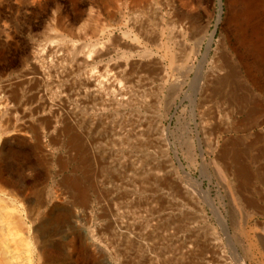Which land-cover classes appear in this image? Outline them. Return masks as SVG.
Returning <instances> with one entry per match:
<instances>
[{"label": "rangeland", "instance_id": "1", "mask_svg": "<svg viewBox=\"0 0 264 264\" xmlns=\"http://www.w3.org/2000/svg\"><path fill=\"white\" fill-rule=\"evenodd\" d=\"M231 1L0 0L10 108L68 107L0 142V264H264V14Z\"/></svg>", "mask_w": 264, "mask_h": 264}, {"label": "bare ground", "instance_id": "2", "mask_svg": "<svg viewBox=\"0 0 264 264\" xmlns=\"http://www.w3.org/2000/svg\"><path fill=\"white\" fill-rule=\"evenodd\" d=\"M10 1H15V3H20V6H21V2L24 3V5H26L27 7H31V6H35L37 4H42V2H44L45 0H10ZM137 2V1H136ZM22 3V4H23ZM247 4H253L255 7V10H256V13L258 15L261 16V14H264V0H232L231 1V5H233L235 7L236 10H233V20H237V17H238V14L240 11H237L240 7H243L246 6ZM242 9V8H241ZM263 11V12H262ZM95 15V14H94ZM97 15V14H96ZM59 16V15H58ZM14 20L15 19H7V20H3V19H0V40L4 41L6 38L7 39H11V36H12V28H15L16 26V22L14 23ZM59 22V21H58ZM144 24V23H143ZM144 27V26H143ZM17 28V27H16ZM181 29V28H180ZM138 30V28H137ZM145 30V29H144ZM182 31V30H181ZM142 32V31H141ZM142 34V33H141ZM143 35V34H142ZM150 37V36H149ZM5 38V39H3ZM9 39V40H10ZM2 41H0V43H2ZM12 41V40H11ZM136 41V40H135ZM53 46V45H52ZM72 48V47H71ZM209 50V49H208ZM44 51V50H43ZM99 51V50H98ZM92 52V51H91ZM53 53V50L50 49L48 54L46 55H43V56H38L37 57V61H39V64H40V68H38L39 70H36V75L40 74L42 77H46V78H50V76L52 75V73H55L54 71H56V69L54 70L53 66L51 65L52 63V60H54V63H58V64H61V62H63L64 60L63 59H60V58H56V57H53L52 59H50L51 55H54V54H51ZM101 53V52H100ZM36 54V53H35ZM59 54V53H58ZM94 54V52H93ZM92 54V55H93ZM77 55V54H76ZM92 55H88L89 57L93 58ZM0 56H1V53H0ZM63 57V55H62ZM74 58V57H73ZM88 58V57H87ZM82 59V58H81ZM90 59V58H88ZM30 60V59H29ZM36 62V61H35ZM66 63V61H65ZM76 65L75 67L77 68V71H80L79 67L81 66V62H80V59H76ZM64 64V63H63ZM70 64V63H69ZM56 66V65H54ZM62 66V64L60 65ZM84 66V65H83ZM74 67V66H73ZM75 68V69H76ZM37 69V68H35ZM49 70V71H47ZM58 71V70H57ZM63 72V71H62ZM58 75L56 77H64L63 75L60 74V72H57ZM70 73V71L68 72ZM68 73L66 72V74L68 75ZM32 74V73H31ZM56 74V73H55ZM63 74V73H62ZM65 74V73H64ZM31 76V75H30ZM48 76V77H47ZM55 76V75H52V77ZM81 76V75H80ZM231 76V75H229ZM25 77V76H24ZM37 77V76H36ZM39 77V76H38ZM104 79V77H102ZM31 79V78H30ZM33 79V78H32ZM36 79V78H35ZM42 79V78H41ZM106 79V78H105ZM226 80V79H225ZM36 81V80H35ZM40 81V80H39ZM90 81V80H89ZM23 83H19L18 85L20 86L21 84H26L28 83L29 84V80L27 78H24V80L22 81ZM37 82V81H36ZM44 82V81H43ZM40 83V82H39ZM47 83V82H46ZM111 80L109 82V84H107L104 81H101L99 80V83H95L96 87H98V92H109V93H113L112 91V86H111ZM15 84V83H14ZM219 84V83H218ZM17 86V84H15ZM38 85V84H37ZM45 85V84H44ZM56 85V84H55ZM54 85V86H55ZM3 86V85H2ZM30 86V85H29ZM68 86V85H67ZM87 86V89L88 90H92V87L91 85H86ZM37 87V86H36ZM14 88V87H13ZM33 88V86H32ZM42 88V87H41ZM51 88V87H50ZM72 88V87H70ZM1 91H0V142L2 144V148L6 147L8 144H12L14 142H19L20 144H23V145H29V143H32L33 145L37 146V147H41L43 146V138L45 137V135H48L50 133V130H51V125L53 124V118L54 120H59V115L57 116L56 113H61L60 110H62L63 108H68V107H62V105H60L61 103L59 102L57 104V101L55 98H51V97H48L47 94H46V97L43 98V101L42 103L40 102V106L35 108L34 110H31L29 112H27L25 109H22V108H15L14 109H11L10 106H9V101L5 98V95H3L2 93L5 91L8 90L7 86H3L0 88ZM45 89V86L44 88ZM42 89V90H43ZM54 89V88H53ZM86 89V87H85ZM114 89V88H113ZM19 90V89H18ZM41 90V89H40ZM59 90V89H58ZM66 90V89H65ZM71 90V89H70ZM101 90V91H100ZM116 90V89H115ZM15 91V90H13ZM74 91V90H73ZM76 91V89H75ZM74 91V92H75ZM87 91V90H86ZM86 91H80L79 93H85L86 95L88 94V92ZM16 92V91H15ZM41 92V91H40ZM67 92V91H66ZM65 92V93H66ZM45 93V92H44ZM54 93V92H53ZM51 93V94H53ZM62 93V92H61ZM14 94V93H13ZM43 94V93H42ZM120 94V93H119ZM45 95V94H43ZM42 95V96H43ZM67 95V94H66ZM77 95V94H76ZM114 95V94H113ZM83 96V94H82ZM123 96V95H122ZM14 99H17V94L14 95ZM36 97V96H34ZM40 98V97H39ZM69 98V97H68ZM67 99V98H66ZM71 99V98H70ZM111 100V98H110ZM109 100V101H110ZM113 101V100H111ZM72 102V101H71ZM108 102V101H107ZM120 102V101H119ZM66 103V102H65ZM67 105V104H66ZM55 108H58L59 111H55ZM66 110V109H65ZM63 109V111H65ZM67 111V110H66ZM38 112H41L42 114L39 116ZM43 113H49V114H53L54 117L51 118H48V117H44L43 116ZM68 112H66L65 114H67ZM16 114H19V115H22L21 117L19 116L16 120H15V117H16ZM63 116V115H62ZM68 116V115H67ZM69 117V116H68ZM33 119V121H36V122H33V121H26L24 124L22 123H15V121H23V120H26V119ZM72 118V117H71ZM67 119H70V118H67ZM15 120V121H14ZM39 122L41 124V126L45 125L46 124V129H47V132L44 133V134H41L39 131H38V128L39 126L36 125V123ZM62 122V121H61ZM66 122V121H65ZM60 123V122H59ZM70 123V122H69ZM75 123V122H74ZM67 125V124H66ZM70 126V125H69ZM68 127V126H67ZM60 128V127H59ZM58 129V128H57ZM65 129V128H64ZM41 130V129H40ZM61 131V130H60ZM59 131V132H60ZM58 132V131H57ZM66 133V132H65ZM62 135V134H61ZM66 135V134H65ZM60 136V134H59ZM74 136V135H73ZM72 136V137H73ZM76 137V136H74ZM60 139V138H59ZM76 139V138H75ZM78 139V138H77ZM58 140V139H57ZM33 141V142H32ZM52 141V140H51ZM60 141V140H58ZM70 141V140H69ZM74 141V140H73ZM53 142V141H52ZM56 142V141H55ZM72 142V141H71ZM57 143V142H56ZM59 143V142H58ZM80 146V145H79ZM78 149V148H77ZM3 150V149H2ZM3 153V152H2ZM4 156L2 154V161L0 162V174H2L3 172V167L2 165H4ZM188 177L191 178V176H189L187 174ZM81 183V182H79ZM76 187L77 185L74 184ZM76 191V190H74ZM80 191V190H79ZM82 193V192H81ZM80 194V192H79ZM86 194V193H85ZM81 196V195H80ZM16 197V196H15ZM84 197V196H82ZM87 198V197H86ZM62 200V199H61ZM76 202V201H75ZM79 204V202H78ZM121 225V224H120ZM122 226V225H121ZM46 229H49L46 225H44V231L42 232V236H44L43 234L47 235L46 233ZM40 240V239H38ZM39 242V241H37ZM41 243V242H40ZM52 247H55V246H52ZM95 247V246H94ZM39 249L42 250V251H45L44 250V247L43 246H39ZM52 250V249H51ZM50 250V251H51ZM7 251V250H6ZM6 252L2 251L0 253V262L1 260H5L6 259V256H5ZM239 259V258H238ZM95 260V259H94ZM10 261V259H9ZM241 264H246L245 260H241ZM96 264H110V262L104 258H100V259H96Z\"/></svg>", "mask_w": 264, "mask_h": 264}, {"label": "water", "instance_id": "3", "mask_svg": "<svg viewBox=\"0 0 264 264\" xmlns=\"http://www.w3.org/2000/svg\"><path fill=\"white\" fill-rule=\"evenodd\" d=\"M221 9H222V4H221ZM215 33H216V30L214 31V33H213V35H215ZM211 42L209 43V45H208V49H210L211 48Z\"/></svg>", "mask_w": 264, "mask_h": 264}]
</instances>
